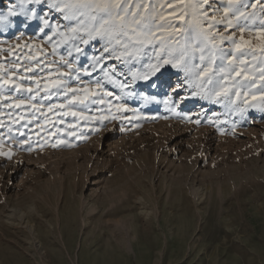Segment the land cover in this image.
<instances>
[{
  "label": "rangeland",
  "instance_id": "obj_1",
  "mask_svg": "<svg viewBox=\"0 0 264 264\" xmlns=\"http://www.w3.org/2000/svg\"><path fill=\"white\" fill-rule=\"evenodd\" d=\"M62 2L0 0V153L12 154H0V264L21 251L30 264H264V0H243L253 15L239 22L228 0H151L167 17L165 50L157 40L120 59L72 32L89 22L66 19ZM170 13L184 15L179 31ZM165 58L178 66L152 73ZM58 81L93 94L69 103ZM37 205L38 238L11 215Z\"/></svg>",
  "mask_w": 264,
  "mask_h": 264
},
{
  "label": "snow or ice",
  "instance_id": "obj_2",
  "mask_svg": "<svg viewBox=\"0 0 264 264\" xmlns=\"http://www.w3.org/2000/svg\"><path fill=\"white\" fill-rule=\"evenodd\" d=\"M28 2H33V0H28ZM35 3H40L41 0H34ZM206 0H200V4L205 3ZM58 11L65 13L66 19H77L80 22V25L85 24V20L89 22L88 27L81 28L80 26L71 29L72 32H77L83 30L86 32L89 39H93L96 37L104 38L109 45H112L111 50H115L116 47L122 48L124 51L120 52L116 55V59H120L123 56L138 54L140 49L148 44H153L157 40L160 42L161 48L160 51L163 52L164 48V37L157 36V32H165L168 29H165L163 26V22L167 19V17L163 14V12L157 11L153 8L151 0H63L62 3L53 4ZM160 8L165 7V5H159ZM168 7H172V5H168ZM192 7L194 10H199L200 14L205 17V19H210L208 17L207 12L203 11L200 8L199 4H193ZM247 7L243 3V0H228V7L225 9V13L232 12L233 18L235 21L239 22L240 20L247 21L249 17L253 14L246 12L244 9ZM255 7V5H253ZM172 19L168 20L169 28L172 31H179L176 29L173 20L175 19H184V15L176 16L175 13H170ZM84 17V20L80 18ZM214 20V18H211ZM47 23V21H45ZM229 27L239 26L238 23L236 25L233 24V20H228ZM212 25L209 24V27ZM239 30L241 32L245 31L246 28L243 26H239ZM259 38L264 40V28H262L259 32ZM223 39V37H222ZM84 43H87L88 40H83ZM232 43L234 49L237 52H240L241 56L248 55V52H242V45L250 44L249 41L243 40L241 37L240 42L237 43L236 39L232 38ZM136 45H139L140 48H135ZM135 48V53L129 51V49ZM108 47H105V51H111ZM77 51L79 49L77 48ZM261 52H264V46L260 49ZM253 58H255L254 53ZM169 56H171V52H169ZM203 59V57H201ZM173 64L174 67L178 66V62L174 63L171 59H160L156 64L151 65L152 73H155L160 69V67L164 64ZM228 63L231 65L233 63L232 60H229ZM240 64H244V60H239ZM71 65H69L70 67ZM204 75H207L209 71H211V65L207 69L201 70ZM233 71H236L233 69ZM261 78L264 79V68L261 70ZM237 75H240V72H236ZM147 79V75L143 77ZM210 82V81H209ZM4 83H8L7 80ZM255 81H253L254 85ZM53 87L56 88H64V95H68V92H72V98L69 100V103L79 102L84 103L85 99H87L88 95H92L89 89H85V96L83 98L76 95L80 90L79 89H68L65 88L64 83L62 81L55 82ZM0 87H3V84H0ZM13 87L17 90H21L20 85H13ZM47 87V86H46ZM123 87V85H121ZM24 91L31 92L32 89H23ZM226 91V89L224 90ZM110 95V94H109ZM239 96V93H236ZM34 98V97H33ZM48 98V97H46ZM94 103H103V97L101 96L100 100H94ZM22 102L17 103L16 107H21ZM53 107H55L53 105ZM51 111V108L49 109ZM73 116L77 115V113H71ZM3 155H8L11 158V153H0Z\"/></svg>",
  "mask_w": 264,
  "mask_h": 264
},
{
  "label": "bare ground",
  "instance_id": "obj_3",
  "mask_svg": "<svg viewBox=\"0 0 264 264\" xmlns=\"http://www.w3.org/2000/svg\"><path fill=\"white\" fill-rule=\"evenodd\" d=\"M113 201H114V199H113ZM118 205H116L114 208H112V209H110V210H108L107 212H106V216H110V215H114V214H116V213H118V211H120V208L121 207H117ZM67 207V205H65V208ZM43 207L41 206V205H37V207L36 208H34V209H30L29 211H27L26 212V215H27V219H25L24 218V214L23 213H21L20 211L19 212H16L15 210H13V211H11V215H12V220L14 221L15 219H14V217L16 218L17 217V219H19L21 222H24L25 224H27V226L28 227H30V231H31V233L33 234V236H35L36 237V233H37V224L35 223V219H33V217H35V211L38 213V214H40L42 217H45L46 215H45V213H43V209H42ZM67 210V214H68V212L70 211V209H68V207L66 208ZM104 212V209H99V217L101 218V217H103L102 216V213ZM144 212V211H143ZM148 215L149 214H151L150 212H148V211H145ZM145 213V214H146ZM60 216V215H59ZM65 219V218H64ZM49 220V219H48ZM61 220V219H60ZM49 223H51L52 224V226H53V228H55V225H54V223H52V222H50V220H49ZM128 223V221L126 220V219H124L123 218V221H122V224L120 223V222H115L114 224H110L108 227H110L111 229H113V230H117L118 228L119 229H122V227L123 226H125L126 224ZM62 224V223H61ZM60 224V225H61ZM119 224H121V226L119 225ZM125 224V225H124ZM66 225V224H65ZM119 236V235H118ZM126 236L127 235H124V238L126 239ZM36 238H38V237H36ZM62 238H63V240H64V242H65V244H66V246H68L67 245V238H65V234L64 233H62ZM119 238H120V236H119ZM14 240V239H13ZM44 238H40V243L41 244H44ZM121 241H123L122 239H121ZM15 242V241H14ZM120 242V241H119ZM48 245H50V244H48ZM105 244H103V245H101V246H99V247H103V248H105L106 246H104ZM98 247V248H99ZM114 247V249H116V250H118V248H119V246L117 245V246H113ZM136 247V246H135ZM17 249H18V247H16ZM97 248V249H98ZM137 249H138V253H140L141 252V250H140V248H138V247H136ZM84 252V251H83ZM106 252V251H105ZM47 253L48 254H50L51 255V258L52 259H54L55 258V255L57 254L56 252H55V247H52V248H47ZM111 253H113V251L111 252ZM88 256H89V254L86 252L85 253V259L87 258L88 259ZM105 256V255H104ZM118 257H124V254H122V251L120 252V254L118 255ZM15 264H30V261L27 259V256L24 254V253H22V251H21V253H19L18 254V262H16Z\"/></svg>",
  "mask_w": 264,
  "mask_h": 264
}]
</instances>
